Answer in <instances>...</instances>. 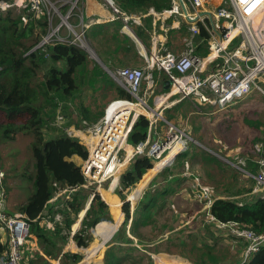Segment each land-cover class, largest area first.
Wrapping results in <instances>:
<instances>
[{"label":"trees","instance_id":"1","mask_svg":"<svg viewBox=\"0 0 264 264\" xmlns=\"http://www.w3.org/2000/svg\"><path fill=\"white\" fill-rule=\"evenodd\" d=\"M8 1L11 0H0V3ZM112 1L115 6L128 14L146 13L152 7L156 11H162L171 6L170 0ZM50 23V15L44 9L39 16H34L23 7L13 6L6 11L0 9V144L13 142L18 134H29L33 137L30 150L35 162L34 192L18 211L29 221L30 233L36 238L41 252H34L26 246L24 260H27L28 264H52L51 260H59L60 264H79L83 258L82 254L63 252L70 237L78 247H87L92 239L93 229L101 221H111V214L102 196L94 188H86L87 181L81 167L72 160L74 156L87 159L88 147L77 138L67 135L65 129L68 126H60L62 127L60 128L51 124L48 116L58 111L71 119L78 113L83 118L80 119L79 124L74 123L76 127H80L84 121L98 122L104 112L99 111L91 115V108L83 106V98L87 91L93 92L94 87L100 82L109 86L108 91H116V99L131 97L124 88L106 77L98 65L90 67L88 52L77 44L53 40L40 46L49 31ZM93 28L86 34L90 40V47L94 49L97 57L106 63L93 42V39L98 41V34H94ZM183 29L172 31V41L178 43L171 44V50L174 52L180 50L179 43L184 33L179 36L177 34L182 33ZM108 31L109 29L105 37ZM110 36L115 42L121 41V37L116 34ZM115 36L116 38H113ZM137 36L146 42L143 31L138 32ZM123 37L125 41L120 42V48L131 51L135 43L129 36L123 35ZM208 37L202 27L197 34V43L202 42L203 46L197 49L199 55L207 54ZM116 51L120 52V59L129 52L124 53L117 48ZM252 95L256 109L252 111L256 112L254 117L251 116L250 109H245L248 103L246 99L234 101L222 108L225 109L224 118H230L237 109L233 120L245 122L252 129L248 143L254 146L257 142L264 141L262 138L264 107H260V103H264V96L254 92L250 98ZM98 101L100 103L99 98H96L93 102L96 109ZM70 102V106H65ZM182 102L174 107L175 112L183 104ZM241 104L245 108L240 106ZM209 107L203 106L199 110L195 108L198 113L193 116V124H188L187 132L194 140L204 142L213 150L190 142L187 150L177 155L173 165L165 166L152 179L140 196L131 216L130 201L127 200L123 204L124 222L106 244L107 248L101 264H154L151 254L171 252L172 247L185 252L188 241L192 243L190 252L194 256L190 260L196 264H237L241 260L246 244L224 232L231 241L229 245L225 244L224 237L218 234L215 223L199 227L198 233L191 232L186 225L181 229L178 228L184 224V221L175 217L168 204L167 193L172 191L171 188L176 181L189 180L197 173L204 181L214 178V173L205 167H200V163L216 166L215 182L203 183L210 189L212 195L224 193L237 197L252 190L253 180L250 179L252 184L244 185L238 170L221 162L222 160L214 153L218 150L215 145L217 139L205 142L199 134L203 127L196 119L211 123L213 116L221 118L211 112L217 111L214 107ZM167 113L169 111L164 116L171 121L173 115ZM149 126V120L139 116L128 136V144L136 147L140 142L145 141ZM193 132L195 135H192ZM248 166L254 167L251 161L248 162ZM153 167V159L145 154L134 157L119 179L120 187L117 193L120 198L126 200L123 192L135 189ZM58 193H61L60 196L51 204L50 201ZM161 196L164 197L160 199ZM82 212L85 213L80 226L72 235V229ZM193 213L189 212L187 216ZM210 213L218 221L237 222L257 234L264 233V200L256 199L248 203L242 199L219 198L214 202ZM200 215L203 219L207 217L206 213ZM57 216H60L59 220L56 219ZM161 218L167 220L160 224ZM47 222L53 224L54 230L47 227ZM196 222L199 225L201 223L200 220ZM213 226L217 229L214 230ZM7 249L6 239L0 235V255ZM243 264H264V246Z\"/></svg>","mask_w":264,"mask_h":264},{"label":"built area","instance_id":"2","mask_svg":"<svg viewBox=\"0 0 264 264\" xmlns=\"http://www.w3.org/2000/svg\"><path fill=\"white\" fill-rule=\"evenodd\" d=\"M72 1L65 0V4ZM42 2L44 0H22L19 4L34 16H39L42 12ZM47 2L50 3L49 0ZM107 2L112 10L113 20H121L122 30L125 32L131 33L134 25L144 26V19L151 18L148 33L154 50L151 54L144 50L146 66L143 68L126 67L110 71L114 81L121 85L131 97L130 99L119 98L110 104L125 102L138 106L139 111L132 112L130 107H125L124 111L116 114L112 122H108L105 119V110L104 117L96 124L89 125L83 122V126H88L87 134L80 129L69 127L65 129L68 136L80 139L81 143L87 142L84 144L87 145L89 154L87 159L81 160L80 167L87 181L85 186H93L96 192H100L103 182L111 177L113 179L109 182L108 190L117 174L120 179L122 172L126 169L119 171L124 161L130 162L134 157L145 154L155 163L170 152L174 153L173 157L179 155L187 150L190 142L194 143V139L185 130L165 119L162 120L169 129L163 137L158 136L157 125L160 118L154 113L147 97V93L155 85V71L163 73V79L166 78L167 82L169 81L170 97L179 95V101L193 100L199 106L224 107L234 101L249 98L254 92L264 96V43L257 40L255 33L249 27L251 15L264 0H221L213 9L207 7V0H170V8L156 11L152 7L146 13L139 15L123 12L114 5L112 0ZM51 10L57 13V8L54 6ZM51 10L48 12L50 21ZM70 12L71 10L66 17L61 16L62 22L57 26H52L50 23L49 31L40 46L53 40L74 44L73 41L77 39L79 43L76 44L88 47L85 33L90 23H85L81 14L79 22L81 31L78 34L74 26L67 22ZM177 17L188 24L190 33V38H186L185 41V49L179 55L172 53L167 46L169 32L180 28L179 22L174 20ZM170 20H172L171 23H169ZM63 22L68 24L67 28L70 31L66 36L61 35ZM202 27L209 36L206 55L197 53L199 47L193 40ZM72 34L75 35L74 39H70ZM144 87L146 89L141 93ZM139 116L146 117L150 122L148 136L136 147H130L129 151L128 136ZM63 119V115H58L57 125ZM123 133L124 145L115 148L113 146L115 139ZM154 136L158 137L154 139ZM123 150L126 154L120 160L119 155ZM251 153L256 157L255 172L251 173L245 157L235 155L232 164L239 172L253 177L255 185L250 193L256 199L264 200V141L257 142ZM99 159L104 160V165L98 163ZM4 179L5 172L0 166V228L7 236L8 248L0 255V264H28L24 260V250L26 240L31 236L30 223L23 214H11L6 211L7 190ZM118 185L117 183L113 191ZM190 189V194L203 206L208 223H215L216 227L224 231L226 235L233 236L246 244L242 264L248 262L262 249L264 233L257 234L237 222L218 221L211 215L210 210L216 198L200 177L191 176ZM56 219L59 220L60 216ZM46 225L50 230H54L52 223L47 222ZM55 264H60L59 260Z\"/></svg>","mask_w":264,"mask_h":264},{"label":"rangeland","instance_id":"3","mask_svg":"<svg viewBox=\"0 0 264 264\" xmlns=\"http://www.w3.org/2000/svg\"><path fill=\"white\" fill-rule=\"evenodd\" d=\"M49 1H50V3H48L47 0H44V2H42L41 9H42V11L44 9V10L49 12L53 6L55 8H57V13H54L55 10H51V25L52 26H57L58 24H60L62 22L61 16L66 17L68 11L71 10V12H70L71 16H69V18L67 19L68 20L67 22L70 23L71 25H73L75 32H77L79 34L81 29H80V25H77V24L81 20L80 19V15L81 14L84 15L83 2L85 0H73L71 3H68V4H65V0H49ZM207 1H208L207 7L210 8V9H213V8L218 6V4L220 3L221 0H207ZM106 3L109 6L107 0H106ZM66 8H67V10H66ZM174 20L176 22H179V25H180L179 31H181L183 28H185V29H183L182 33H178L177 34V36H179V35L184 33V37L182 38L181 43H179L180 44L179 45V47H180L179 49L180 50L178 52H174L171 49H169L172 53H174L176 55H179L185 49V43H186L185 41L187 40L186 38H190V33H189V30H188V24L183 22L180 17L174 18ZM170 21H172V20H170ZM257 23L258 22H256V24ZM75 26H77V27H75ZM67 27H68V24L66 22H63V28H62V31H61V35L62 36H66L70 32ZM74 38H75V35L72 34L70 39H74ZM85 38H86L87 45L90 47V42H89V40H88V38L86 36V33H85ZM82 40H83V38H82ZM193 40H194L195 45L197 47H199V46L203 47L201 45L202 42H199V43L196 42L197 41V37L194 38ZM73 42L74 43H79V40L76 39V41L74 40ZM175 43H177V41L173 40L171 44H175ZM86 51L89 54V66L92 67L95 64L98 65V67L105 73L104 75L106 77L110 78V80L113 83H115V84H117L118 86L121 87V85H119L116 81H114V79L111 77V74L109 72H107L106 69H104L102 67V65L99 64L98 61L95 60L97 55L95 56L94 53L92 52L94 50L91 48V49H87ZM136 54H137V57L140 58V56L138 55V52H136ZM144 66L145 65H143V66H141L139 68H143ZM123 67L135 68L132 65H126V66H123ZM123 67H120V68H123ZM108 70H110L112 72V71H115L116 69L113 70V69H109L108 68ZM163 75L164 74H162V76ZM161 79L162 78L159 77L160 81H161ZM154 81H156V80H154ZM162 82H164L165 87H163L161 85V83L157 87V83H156L155 86L152 88L153 93H154V97L156 96V103L157 104H158L159 100H161V99L163 100L164 99V96H161V95H163V92H168L169 88H170V83H169V81L167 83L166 78L162 79ZM156 87H157L158 90H156V92H155L154 90L156 89ZM108 89H109V86L105 85L104 82H100V83H98L96 85V87H94V91L93 92H91V90L87 91L86 96L83 98V100H84L83 101V103H84L83 106L91 108V111H92L91 115H95L99 111H103L104 112L103 116L99 119V121L104 117L106 107L111 105L110 103L113 100H116V98H115L116 91L115 90L108 91ZM143 91H144V88H143L141 93H143ZM253 97L254 96L252 95L251 98L250 97L246 98V100L248 101L247 108H245V106L243 104L240 105V106L244 107L247 110L250 109L249 111H251L250 113H251L252 117H254L255 113H256V112H252V111L256 110V109H254L255 108V104L253 102H255V99ZM96 98H99V100H100V103H99V101L97 103V105H98L97 109L95 108V104L93 103ZM153 98L152 97L150 98L149 103L152 102ZM179 99H180L179 95L170 97V99L168 101H166L164 105L159 107V110L163 112V110H162L163 107H166V106H169V105L171 106L172 103L179 102ZM181 101H183L182 102L183 104H181V106L178 107L177 112L174 111V107L176 106L175 105V106H172L170 108V110L169 109L165 110V108H164V113H162V114L165 115V113L169 111V113H167V114H172L173 115V119L170 122L172 124L177 125L182 130H185L187 132V130H188L187 126H188V124H193L192 123L193 116L197 115V113H198L197 110H199L203 106H205V107H209V106L214 107V109L217 110V111L212 110L211 112L214 113L217 116H220L221 118L213 116V119H212L211 123H209L207 121H203L201 119H196L197 123L199 121V123L203 127L199 131V134L203 137L205 142H208L211 139H217V142H216L215 145L217 146L218 150L216 152L214 151V153H216L217 156L222 160L221 162H224L225 158H227V157H231V156L235 157V155L236 156H242V157H245L247 159V162L251 161L252 164L254 165L253 168H251L249 166V170L251 171V173H252L253 170L256 171V167H255V164H254V161L256 160V157L251 153L252 150H253V146H252L253 144L248 143L250 141V133H251L252 129H250V127L245 122L244 123L243 122H235L233 120L235 118V114H236V110L237 109L233 111L235 113L230 118H224L223 112H224L225 109L220 107V106H216V105H202L200 107L193 100L183 99ZM134 102H135V99H134ZM75 103H77V100L75 101ZM66 104L67 105H65V106H70L71 102L70 103H66ZM212 107H209V108H212ZM260 107H264V103L263 102L260 103ZM195 108H197V110H195ZM252 109H254V110H252ZM138 110H140V108ZM58 115H62V114L57 111L56 114H54V115L52 114V115L48 116V119L51 122V124H55V126H57V127H60V126L63 127V126L66 125L68 127H72V128L77 129V130L80 129L84 134H87V129H88L87 127L88 126H83V122H82V125L80 124L81 125L80 127H76L74 125V123H76V122L78 124L80 123V119L83 118L82 115L76 113L75 117H73L71 119L70 118L68 119V118L65 117V114L63 113L64 119L62 120L61 123L58 124L59 126L57 125V121H56V118H57ZM159 118H160V120L158 122V130H159L158 131L159 132L158 136H162L163 137L164 132H166L169 129V127L165 123V121L162 120V119H165V118H163L162 116H160ZM249 118H250V115H249ZM241 119H242V117H241ZM166 120H168V119L166 118ZM87 123L89 125H93V124H96L97 122H95V123L87 122ZM62 127H60V128H62ZM188 134H190V133H188ZM192 135H195V133L193 132ZM158 136H154L153 138L156 139V137H158ZM72 137H74V136H72ZM262 138H264V134H262ZM192 139H194V138H192ZM32 140H33L32 135H29V134H18V136L16 137V139L13 142L0 144V166L2 167V169L5 172L4 185H6L5 187H6V190H7L6 199H5V209H6V211L8 213H11V214L19 213L18 208L21 205L25 204L27 202V200L31 197V195L34 192L33 179H34V174H35V162H34V159L32 157L31 150H30V145H31ZM199 141L198 140L197 141L194 140V143L198 144V145L201 144L205 148H208L205 145L204 142L201 143V141L200 142ZM84 143H87V142H84ZM211 150H213V149H211ZM125 154H126L125 150L121 151V153L119 155L120 160L123 157H125ZM235 160H237V159H235ZM157 162H159V161H157ZM157 162H155L154 165ZM128 165H129V162H127L126 169L128 168ZM200 165H201L200 167H205L208 171L213 172L214 173V178L212 180H209V181H204V179L202 178V176L200 174L197 173L196 176L200 177V179L203 180L204 184H206V182L214 183L216 178H217L216 166L215 167L214 166H209V164H206V163H200ZM154 174H156V173L155 172L152 173V175H154ZM152 175L150 177H148L149 179L146 182H143V178H142L141 183L139 182L141 184V185H139V187H141L143 185V187H142V189H143L147 185L148 181L151 179ZM239 176L242 177V179L244 180V182H243L244 185H249L248 183L252 184L251 180H253L252 188L254 187L255 180L253 179V177H251V176L248 177V176L244 175L242 172H239ZM154 177L155 176H153L152 179ZM112 179H113V177H111L110 179H108V180L103 182V185L101 187L102 190L100 191V195L102 196L103 200L109 206V211H110V214H111V217H110L111 221H108V222L115 223L116 216L114 215V213L112 211V203L115 202V201L118 202L120 212H122L123 204L127 200H129L128 196L130 197V195L137 188L138 185L133 190H126L125 192H123V195H124V197H126V200H122L120 198V196L118 195V193H117L118 189L120 187L119 185L113 191V189L116 187V185H115V183H112V185H111V187H110V189L108 191L109 182ZM152 179H151V181H152ZM118 184H119V179H118ZM148 185H149V183H148ZM148 185H147V187H148ZM89 187L90 188H94L92 186H87L86 188H89ZM147 187H145L143 189V191ZM143 191H142V193H143ZM103 192H104V195H103ZM142 193H141V195H142ZM139 194L134 196L135 200L133 202L131 200H129L130 204H131L130 216L133 214L134 209H135V207H136V205L138 203L139 199L137 200V196ZM108 195L110 197H112L111 198V201L113 199L112 203L108 199V197H109ZM106 198H107V200H106ZM54 202H55V200L53 198L51 204H53ZM197 206L198 205L196 204V202H193V203L190 204V207L192 209L194 207H197ZM183 207L185 209H188V207H186V206H183ZM197 218H198V220L200 219L201 227H203V225H202L203 216L198 214L196 216L195 220H193V222H191L189 224L187 223V224L181 225L179 228L181 229L182 227H184L186 225V227L188 229H190L191 232L198 233L199 224H198V222H196ZM165 220H167V219L161 218L160 219V224H162V222H164ZM203 230H205V229H203ZM205 234L207 236V233H205ZM173 235H175V233ZM98 241H100L99 238L97 236H95L94 232L92 231V239L88 243L87 247H85V248L79 247V250H78V248H76V246H75L76 243L72 239H69V241L67 242L65 248H66L67 251H71V252L82 254L83 258H82V261L79 264H101L103 262L104 251L107 248L106 244L109 241H107L106 244H103L102 247L100 248V250L95 255L90 256L92 258L89 259V258L86 257V255H87L86 249L88 250V249L92 248V245H95L96 243H98ZM191 244H192L191 241H188V244L185 247V252H182V251H180V249L172 247L171 248V250H172L171 252H162L163 254L153 255V261H154L155 264H168V263H177V262L178 263H183V264L184 263H186V264H194L195 262L190 260V259L194 258V256L190 252V248L192 247ZM25 245L27 247H30V249L33 248L34 250L38 246L36 238L34 236H32V235L30 236V238H28L26 240V244ZM34 250H32V251H34ZM38 251H40V247L39 246H38L37 252ZM24 253H25V250H24ZM160 258H161V260H160Z\"/></svg>","mask_w":264,"mask_h":264},{"label":"crops","instance_id":"4","mask_svg":"<svg viewBox=\"0 0 264 264\" xmlns=\"http://www.w3.org/2000/svg\"><path fill=\"white\" fill-rule=\"evenodd\" d=\"M20 1H22V0H20ZM83 7H84L83 19H84L85 23H90L89 28L86 30V34H88L90 32V29L92 27H94L93 28V32H94V34H98V41H95L93 39V42L95 43V46H96V49L98 50V52L101 54V56L103 58H105L104 61L106 63H103V64H104V66L107 69H108V67H111V68L112 67L113 68H120V67L126 66V65H132L135 68H137V67L139 68V67H141L143 65L146 66V60H145V57L143 55V52H144V50H146L148 54H151L153 52V50H154V48H153V46L151 44V37H150V35L148 33V28L150 29V27H151V18L144 19V26H136V25H134L132 27V32L131 33H128V32H125V31L122 30V22H121V20H113L112 10L107 5L106 0H85L83 2ZM131 14H135V13H131ZM136 14L139 15V14H144V13H136ZM263 15L264 14H262L261 17ZM169 23H171V21H169ZM77 25H79V23ZM176 25H175V27H176ZM108 29H109V31L107 32V36L105 37V33H106V31ZM118 29H119V32H117ZM179 29L180 28H175V29H172L169 32V38H168V43H167V46H168L169 49H171L172 31L173 30L179 31ZM141 31H143L145 33L146 42L143 41L141 38H139L137 36L138 32H141ZM113 34H116V36H120L121 37L120 38L121 41L115 42L112 39L111 36L109 37V35H113ZM123 35L129 36L130 39L135 43V47H133L131 49V51H130V49L124 50V49L120 48V46H119L120 42L125 41ZM116 36L113 37V38H116ZM116 48L119 51L124 52V53H127L128 51L129 52L127 53V55L126 54L123 55V57L120 59V52H117L116 51ZM136 52H138V55L140 56V58L137 57ZM109 71L110 70H108L107 72H109ZM162 74L163 73L158 72V71H155L154 72V76H155V80H156L155 81V84L157 83V87H158V85L160 83H161V85L163 87H165L164 82H162V79L164 77V75L162 76ZM159 77L162 78L161 81L159 80ZM157 87L154 90L155 92H156V90H158ZM145 88L146 87H144V90H145ZM152 92H153V90H151L150 92L147 93L148 101L150 100L151 97L152 98L154 97V93H152ZM167 94H168V92H163V95H161V96H164V102L161 103L160 105H158L156 103V96L153 98V100H152L151 103L148 102L151 105L154 113H156V112L161 113V115L165 119H166V117L164 116V114H162V113H164V108H165V110L166 109H169L170 110V108L172 106H175V105H177V104H179V103L182 102V101L174 102V103L171 104V106L169 105V106L163 107L162 108L163 112L160 111L159 110V107H161L162 105H164L165 102L170 99V95L169 94L167 95ZM158 116L160 117V115H158ZM69 128H72V127H69ZM128 147H132V146L129 145ZM72 160L74 162H76L77 164L80 165V162H81L82 159L79 158V157H77V156H74L72 158ZM233 160H234V157L231 156L229 158H225V161L224 162L227 163V164H229V165H231L233 168H235L233 166V164H232ZM174 162H175V160L172 162V164H170L168 166L173 165ZM164 167H162L159 171L155 172L156 174L152 175V177L153 176H156ZM152 177H151V179H152ZM151 179L148 181L149 183L151 182ZM173 181H175L174 178H173ZM190 184H191V178L189 180L187 179L186 181L185 180L176 181L174 183V186L171 188L172 191H170L169 193H167L168 204L171 207L172 211L175 213V217L177 219L183 220L184 221V224H187V223L189 224V223L193 222V220H195V218H196V216L198 214L206 213L204 211V209H203V206L201 204H199L194 199V197L190 194V191H191ZM101 190L102 189H100V191ZM98 193L100 194V192H98ZM60 194L61 193H58L56 195V197H54V200L55 201L60 196ZM163 197L164 196H161L160 199H162ZM214 197L216 199H219V198H224V199H242L244 202H248V203H252L253 201L256 200V197L254 195H251L250 192L247 193V194L241 195V196H237V197L236 196H231L229 194H224V193L223 194H218L217 193V194H215ZM51 202H52V200L50 201V203ZM193 202H196V204L198 206L197 207H194L192 209L190 207V204L193 203ZM183 206L188 207V209H185ZM189 212H194V213L191 216H187V214ZM80 217H81V215H80ZM196 220L199 221L200 219L198 220V218H197ZM210 224L211 223H208L207 222V217H205L203 219L202 225L204 226V225H210ZM76 226H77V223L74 225V227L72 229V235L79 228V227L76 228ZM199 227H201V223H200ZM213 228H214V230L217 229L215 226H213ZM218 234L219 235H222L224 237V243L225 244H228L229 245V243H231V241L229 240V238H227V236L224 234V231L218 229ZM0 235L4 236L5 239H6V242H7V236L5 235V232L1 230V228H0ZM70 239H71V237H70ZM75 246H76V248L79 249V247L77 245H75ZM37 248H38V246L36 247L35 250L33 248L31 250H34V252H36L38 250ZM66 251H67L66 248H64V251L63 252H66ZM158 254H163V253H158ZM243 254L244 253H242V258H241L240 261L238 260L239 262L237 264H242ZM153 255H156V254H151V257L152 258H153ZM25 261L28 262L27 260H25ZM56 261L57 260H51V263L52 264H55ZM194 264H196V263H194Z\"/></svg>","mask_w":264,"mask_h":264},{"label":"bare ground","instance_id":"5","mask_svg":"<svg viewBox=\"0 0 264 264\" xmlns=\"http://www.w3.org/2000/svg\"><path fill=\"white\" fill-rule=\"evenodd\" d=\"M20 2H21L20 0H11V1H8V2L0 3V9H2V11H6V9H8V8H11L13 6H17ZM262 14H264V2H262L256 8L255 12L251 15L250 21H249V27L255 33L257 40L259 42H261V43H264V15L261 17ZM256 22H258V23L256 24ZM163 102H164V99L163 100L161 99V100H159L158 104L160 105ZM125 107H130L129 109L132 112L139 111L138 110L139 109L138 106L131 105V104L125 103V102H115V103L109 105L108 108L106 109L105 119L108 122H112V119L116 116V114L121 112V111H124ZM124 143H125V141H124V133H123L122 135L118 136L115 139V143H113V146L115 148H117L119 146H123ZM128 150L130 151L131 149L129 148ZM173 155H174V153L170 152L167 156H165L159 162H157L154 165L153 169L150 170L149 173L144 175L143 182H146L149 179L148 177H150L152 175V173L159 171L167 163V161L172 159ZM98 163L100 165H104V160L103 159H99ZM126 164H127V160L124 161V163L120 165L119 171H122V169L124 168V166ZM118 178H119V175L117 174L116 178L113 180L112 183H115V185H117ZM140 183H141V181H140ZM140 183L138 184L137 188L132 192L130 197L128 196L129 200H131L132 202L135 200L134 196L139 194L141 192V190H142L143 185L141 187H139V185H141ZM103 195H104V192H103ZM111 198L112 197H110V196L108 197V199L112 203L113 199L111 201ZM137 198H138V196H137ZM106 200H107V198H106ZM112 211H113L114 215L116 216L115 223H110V222L105 221V220L103 222L101 221L100 223H98L97 227L94 229V235L97 236L100 241H98V243H96L95 245H92V248H90L88 250L86 249V251H87L86 257L87 258H92L90 256L95 255L100 250V248L102 247L104 242L109 240V238L111 237L112 233L115 231L117 226L125 218V213H124L123 209H122V212H120L119 204L116 201L112 203ZM160 260H161V258H160ZM168 264H181V263L177 262V263H168Z\"/></svg>","mask_w":264,"mask_h":264},{"label":"water","instance_id":"6","mask_svg":"<svg viewBox=\"0 0 264 264\" xmlns=\"http://www.w3.org/2000/svg\"><path fill=\"white\" fill-rule=\"evenodd\" d=\"M17 7H20V4L19 5H17ZM93 53H94V55L96 56V53L94 52V51H92ZM95 60L96 61H98L99 62V64L100 65H102V67L104 68V69H106V71H108V69L104 66V64L98 59V57L96 56V58H95ZM109 73H110V71H109ZM168 83V82H167ZM158 115H160V116H162L161 115V113H159V112H156ZM163 117V116H162ZM164 118V117H163ZM166 120V119H165ZM217 155V154H216ZM177 156H174V157H172V159H170L169 161H167V163L164 165V166H168V165H170L171 164V162H173L174 160H175V158H176ZM220 159V158H219ZM221 160V159H220ZM163 166V167H164ZM149 183V182H148ZM148 183H147V185H148ZM147 185L145 186V187H147ZM144 187V188H145ZM143 188V189H144ZM143 189L141 190V192H140V194L138 195V198H137V200L140 198V196H141V193H142V191H143ZM89 205V204H88ZM88 207V206H87ZM85 213V212H84ZM84 213L81 215V217H80V219H79V221L77 222V226H76V228L77 227H79V225H80V223H81V220H82V217H83V215H84ZM124 222V219L121 221V223L117 226V228L115 229V231L112 233V235H111V237L109 238V240L114 236V234L118 231V229L120 228V226L122 225V223ZM98 225V224H97ZM97 225H96V227H97ZM95 227V228H96ZM94 228V229H95ZM94 229H93V232H94ZM74 233V232H73ZM109 240H107V241H109ZM107 241L106 242H104V244H106L107 243Z\"/></svg>","mask_w":264,"mask_h":264},{"label":"clouds","instance_id":"7","mask_svg":"<svg viewBox=\"0 0 264 264\" xmlns=\"http://www.w3.org/2000/svg\"><path fill=\"white\" fill-rule=\"evenodd\" d=\"M85 22V21H84ZM70 24V23H69ZM74 44H76V43H74ZM79 47H81V48H83V49H85V50H87V49H91L89 46L88 47H83V46H81L80 44H77Z\"/></svg>","mask_w":264,"mask_h":264}]
</instances>
